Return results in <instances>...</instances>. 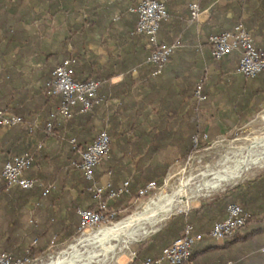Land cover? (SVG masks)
<instances>
[{"label": "crops", "instance_id": "crops-1", "mask_svg": "<svg viewBox=\"0 0 264 264\" xmlns=\"http://www.w3.org/2000/svg\"><path fill=\"white\" fill-rule=\"evenodd\" d=\"M192 1L194 0H171L167 3L168 24L158 34V39L169 45L174 44L176 48L170 55L163 75L154 77L150 73V67L144 63L145 56L140 58L141 64L135 62L134 54L137 53V49L125 41V34L129 28L124 26L123 20L117 18L121 9L135 7L139 0H21L15 8L8 0H0V24L6 23L4 28L0 25V50L6 43L2 37L3 32L11 36L14 32L20 31L22 33L19 36L20 40L17 43H11L13 49H18L21 47L20 44L27 41L26 46L34 52L33 56L27 60L18 61L16 67L12 65L6 67L0 63L1 75L4 76L7 71L6 75L12 73L11 78L17 73L21 74L20 78L11 81V78H6L7 76L1 77L0 87H40L43 78L40 77L41 69L39 68L43 67L41 61L44 56L58 52L62 48V42L73 36L74 29H78L76 34L83 31L82 15L85 17L86 14H90V22L96 27L92 32L85 33L83 42L78 47L66 43L64 49L71 53L80 50L86 56L94 57L98 70L111 73L107 82L98 88V93L105 102L91 123L86 124L76 115L70 126V132L55 128L50 133H46L48 134L46 137L42 128V131L30 136L33 142L38 141L41 136L44 137L43 146L46 148L47 155L37 156L34 164L25 173L27 178H38L43 181L36 177L37 173L52 174L55 168L67 158V151L71 144L70 133L75 134L78 143L84 145L89 141L85 133L88 126L93 123L94 132L100 130L102 123L107 121L118 104L142 102L146 110L154 109L156 112L160 107L159 103L169 102L175 105V118L178 120L176 127H178L179 117L183 118L186 111L193 107L197 108L193 97L189 101L186 99L193 90V85H188L183 79L188 75L193 76L192 82L194 81L195 84L198 79L204 77L202 94L205 100L201 103H207L196 112L198 124L205 125L204 130L215 135L209 144L230 134L232 130L239 128L264 108V98L256 110L258 102L254 100L255 97L264 96V73L256 75L253 79L241 76L236 72L237 59L225 60L216 65L211 61L209 45L211 34L230 30L234 25L241 24L251 34L255 45L259 44L264 49V12L254 16V9L262 1L264 3V0H250V2L247 0H198L200 13L198 20H192L190 17L189 5ZM252 4L255 8L251 7ZM112 14V17L117 20L110 25L109 19ZM12 54L13 52L9 53V55ZM122 59L125 64H120ZM245 98L248 100L244 102ZM32 101L40 104L37 98ZM242 104H245V107L240 109ZM32 115L34 120L40 123L45 117L43 109L36 110ZM153 118H156L154 113L149 115V119ZM148 130L149 128L145 126V131ZM1 133L3 132L0 131V140L3 136ZM201 141H208L206 134L202 135ZM3 155L5 156V152L0 145V171L4 163L1 162ZM137 161L138 158L129 161V166L133 167ZM32 173L34 177H30ZM110 179L111 173L107 171L99 181L110 183ZM46 181L50 183L52 194L47 199L41 194L38 198L29 200L25 204L23 215L19 218L17 216L18 220L14 221L15 223L12 221L14 217L5 216L3 206L6 203L0 200V248L12 246V242L11 248L19 247L28 240V234L34 229V224L39 223L46 227L48 239L52 227L68 225L70 202L78 200L77 190L72 187L73 184L69 180L61 188L58 187V181L61 184L62 179L60 181L58 178L51 177ZM123 183L118 186L120 187ZM59 188L62 191H59ZM79 202L81 206L76 209H86L87 202L83 199ZM11 203L17 205L16 200ZM33 244L34 241L31 245ZM263 249L264 212L258 220L247 224L237 235L225 239L222 243L208 236H202V240L194 246L196 257L193 264H207L203 258H198L200 255H208L212 260L209 264L220 261H223L222 264H264Z\"/></svg>", "mask_w": 264, "mask_h": 264}, {"label": "trees", "instance_id": "trees-1", "mask_svg": "<svg viewBox=\"0 0 264 264\" xmlns=\"http://www.w3.org/2000/svg\"><path fill=\"white\" fill-rule=\"evenodd\" d=\"M8 1L11 6L15 8L21 0ZM169 1L171 0H168V2ZM247 1L250 2V0ZM191 3L192 2H190V4ZM251 7L253 8L254 5L252 4ZM128 9L129 7L121 9L117 15V18H119L118 20H123L124 26L129 28L125 34V41L137 49V53L134 54L136 60L135 62L137 64H141L142 62L140 58H144V56L146 58L148 55V50L146 48L144 38L141 35L133 34L137 16L136 14L129 12ZM263 9L264 3L262 1L259 6L254 9V16L256 17L259 14L261 15L264 12ZM112 16L113 14L109 19L110 25L114 24V22L117 20ZM89 17L90 14H86L85 17L82 15L81 28L83 27V31H81L79 34H76L78 29H74L73 36L69 37L67 41L62 42V48L58 52L49 53L44 56L43 61H41L43 67L39 68L41 69L40 77L43 78L42 85L40 87H0V110L11 112L21 117L23 121L22 124L1 133L3 136L0 140V145H2L5 152V156L3 155L1 157L2 163L5 162L9 156L18 154L20 155L27 151L33 152L34 160L39 154L43 157L47 155L45 151L46 148H44V146L39 151H35L37 143H43L44 137L41 136L38 141L33 142V139L31 140L30 137L32 134H29L28 132V126L29 123H32L34 120V116L32 114L35 113L36 110L39 111L40 109H43V115L45 117L40 124V127L33 134L39 133V131H42V128L43 132H45L44 124L48 120L50 112L54 109L53 106L58 104V100L47 97L43 92V87L44 84L50 80L54 68L63 60L67 58L74 59L73 79L75 81L85 82L88 80H97L101 82V86L103 83L107 82L108 78H110L111 73L103 72L102 70H98L96 68L97 62L94 57L90 58L80 50L71 53L64 49L66 43L71 44L74 47H78L79 44L83 42L84 36L86 35L85 33L93 31L96 25L90 22ZM5 24L6 23L4 22L0 25H2V28H4ZM167 24V20L161 23L158 34L163 31ZM173 26L177 27L176 25ZM220 33H222V31L215 32L211 35ZM20 35H22L20 31L14 32L11 36L4 32L2 33V37L6 40L5 46L2 50H0V63L2 65L6 67L12 65L16 67L18 61H21L22 59L27 60L33 56V50L26 46L27 41L20 44L21 47L18 49H13L14 47L11 46V43H17L18 40H20ZM255 46L257 48L263 49V47L259 44ZM14 50L16 51L14 52ZM12 52L13 54L9 55V53ZM210 58L211 61L216 65L225 60L237 59L238 63L240 54L233 52L219 61L213 60L211 55ZM169 59L161 73L156 77H161L163 75L165 68L169 63ZM120 64H125L124 59L120 61ZM130 64L132 65V62ZM148 67H150V73H152L153 68L150 65H148ZM9 72L11 71L9 70ZM7 73H4V76H7L6 78L10 79L12 73H10L11 75H6ZM1 74L0 79L1 77H4ZM20 77L21 74L17 73L10 79V81ZM183 79L188 85H193L192 92L186 96V99L189 101L193 97L196 84L194 81L192 82V75H188ZM199 80L204 81V77H201L198 79V81ZM34 98L39 100V105L36 104V101H32ZM263 98L264 96L255 97V102H258L256 104L255 110L262 104L264 100ZM247 100L248 99L245 98L244 102ZM104 102L105 100L102 98V101L98 105L93 106L91 110L84 113H80L78 109H75L70 120H68L66 123H61L59 126H55L54 129H66L68 132H70V126L74 122L76 115H78V119H82L84 122H86V124L91 123ZM205 103L207 102L197 104L196 109L193 107L189 111L185 112L183 118L179 117L180 121L178 127H176L178 120L175 118V105H172L169 102L167 103L164 101L163 104L159 103L160 107L156 112L154 109L146 110L143 107L142 102H133V104L122 103L116 105L114 112L106 122L102 123L101 126V129L106 128L110 137V151L109 156L104 159V161L98 167L95 168L94 177L99 181L102 172L109 171L111 173L110 186L112 188L117 189L119 187L118 184L123 183L124 181H128L129 186L123 195L111 203V205H108V208L110 206L111 208H114L123 204H127L129 200L134 197L139 198L137 194L138 190L144 187L147 183L153 182L155 187L159 188L162 184V178L164 177L166 170L172 163L177 160L186 159L189 155L203 149L214 139V134H211V132L208 130H204L205 125L198 124L196 111L197 109L204 106ZM244 107L245 104L240 105V109ZM152 113L155 114L156 118L149 119V115ZM21 125H24V127H21ZM145 126L149 128L148 131H145ZM94 129L95 126L92 123L85 130L86 135L89 137V141L84 145L79 144L76 135H72L70 133L71 137L69 136V139L74 140V143L70 144L65 161L61 165L57 166L52 174H43L39 172L36 175V177H39L43 180L42 182L46 187H50V183H48L46 179H51V177L59 179V175H61L62 181L60 188L66 181L69 180V182L73 184L72 187L77 190L78 200H73L70 202L71 208H69L70 210L68 211V225L65 227L60 225L52 227L50 238L48 239L46 236V227H43L39 223L34 224V229L28 234V240H25L19 247L11 248L13 246L12 242V246L9 245L8 247L0 248L1 251L9 253L13 260L24 258L34 260L36 257H42L45 255L52 244H61L72 239L73 237H76L79 234V231L77 230L79 227V217L75 213L77 210L76 207L81 206L79 202L80 199H83L87 202L86 209L93 210L97 208V202L92 199L91 194L87 191L89 183L84 179L82 173L77 172L71 165L73 162L79 161V152L87 145L92 143L96 134L101 130L100 129L97 132H94ZM203 134H206V137L208 138L207 142L201 141ZM45 136L47 137L48 134ZM134 158H138V161L134 163L133 167H130L129 161L133 160ZM34 162L35 161H33L32 165ZM145 163H147V165H145ZM33 175V173L30 174V177ZM60 188L58 190L62 191ZM52 191L53 190L51 188L48 189V194L45 197L46 199L52 194ZM41 194L42 188L40 187H35L31 190H23L18 187L8 189L5 186L3 180L0 178V197L2 196L0 200H2V203H6L5 206H3L5 216H8L9 218L14 217V219H12L13 222H17V216L19 218L23 215L25 204L31 199L38 198L41 196ZM13 200L17 201V203H15L17 205H13L11 203ZM236 203L240 204L243 209L250 214L251 219L247 224L258 220L260 215H262L264 212V174L249 182H244L242 184L226 188L223 192L216 195L212 200L202 203L199 208L190 210L186 215L172 216L166 222L165 226L160 230V232L152 237L149 243L142 244L136 249L135 257L131 264H141L142 260L147 257H159L162 251L168 245H170L172 241L180 237L184 227L187 225L192 226L195 233L209 237V232L212 226L216 222L222 221L224 219L226 208L229 205ZM69 228L70 230H67ZM42 240H44V242ZM33 241L34 244L31 245ZM195 257L196 253L194 252L193 248L191 258L192 263ZM198 258H203L204 262L207 264L212 261L208 255H200ZM221 262L223 261H220L219 263L213 262L212 264H222Z\"/></svg>", "mask_w": 264, "mask_h": 264}, {"label": "built area", "instance_id": "built-area-1", "mask_svg": "<svg viewBox=\"0 0 264 264\" xmlns=\"http://www.w3.org/2000/svg\"><path fill=\"white\" fill-rule=\"evenodd\" d=\"M167 3L168 0H139L135 7L128 9L129 12L137 16L133 34L141 35L145 40L148 55L144 62L153 68L151 75L154 77L161 73L171 53L176 48L174 44L169 45L160 42L158 39L160 25L169 17ZM189 10L191 19L198 20L200 13L197 0L192 1ZM209 44L211 47L210 55L215 61H219L233 52L239 53L240 59L236 72L241 76L253 78L264 73V49L255 46L251 34L241 24H237L232 29L220 34L211 35ZM74 62L73 58L63 60L52 71L50 80L44 84V94L51 99L58 100V104L50 112L48 120L44 124L46 133H50L55 126L70 120L75 109L84 113L102 101V96L98 93L100 81L79 82L73 79ZM202 83L203 81L199 80L193 92V101L196 104L205 100V96L202 94ZM22 122L21 117L0 110L1 132L14 128ZM40 124L38 120L29 123V134H33L40 127ZM71 143H74V140H71ZM42 147L43 143H37L35 151H39ZM109 151L110 137L104 128L96 134L92 143L79 152V161L71 164L76 171L82 173L84 179L89 183L87 191L91 194L92 199L97 202L96 209L78 208L76 210L79 217L78 230L82 233L102 223L107 218L104 213L107 212L108 205L123 195L129 186V182L125 181L117 189H112L109 182L102 183L95 179V168L109 156ZM33 161L34 154L32 151L8 158L3 163L0 174L5 186L8 189L18 187L23 190L40 187L42 188V196H46L50 187H46L38 178L25 176ZM155 189V184L150 182L140 188L137 194L139 197H143ZM109 215L112 217L113 213L110 212ZM250 219V214L240 204H231L226 208L224 219L212 226L209 237L222 243L225 239L237 235ZM201 240L202 235L195 233L193 227L187 225L180 237L172 241L159 257H147L142 260L141 264H193L191 260L193 248ZM29 261V258L13 260L9 253L0 250V264H27Z\"/></svg>", "mask_w": 264, "mask_h": 264}, {"label": "bare ground", "instance_id": "bare-ground-1", "mask_svg": "<svg viewBox=\"0 0 264 264\" xmlns=\"http://www.w3.org/2000/svg\"><path fill=\"white\" fill-rule=\"evenodd\" d=\"M217 166L215 170H207L186 181L181 180L172 193L164 195L162 199L149 200L125 221L95 234L85 235L65 249L50 254L39 264H93L101 257V252L106 253L103 259L114 253L112 242L117 239L122 240L125 244L123 248L127 249L139 237L156 231L172 214L185 211L191 199L240 179L251 167L263 168L264 136L242 146L238 153L230 152Z\"/></svg>", "mask_w": 264, "mask_h": 264}, {"label": "rangeland", "instance_id": "rangeland-1", "mask_svg": "<svg viewBox=\"0 0 264 264\" xmlns=\"http://www.w3.org/2000/svg\"><path fill=\"white\" fill-rule=\"evenodd\" d=\"M264 136V108L254 117L247 120L243 125L239 128L232 130L230 134L220 137L211 144H208L203 149L198 152H195L189 155L184 160H177L170 165V167L166 170L164 177L162 178V184L159 188L149 192L147 195L139 198H132L129 200L127 204H123L119 207L111 208V206L107 209V212L104 213V216H107L105 220L98 224L96 227L85 231L84 233L80 232L76 237L61 243V244H52L50 248L47 250L45 255L42 257H36L34 260H30L27 264H39L43 259H46L50 254L56 253L62 249H65L70 244L76 242L80 238L88 234H95L99 232L101 229L112 227L118 223H121L131 217L134 213L142 208L144 204H146L149 200L152 199H162L164 195H168L172 193L177 184L183 180L186 181L191 177H195L200 175V173L205 172L207 170H215L218 166V162L227 158L230 152L235 153L239 152L240 148L244 145H248L252 141L257 138ZM238 148V150L233 151L232 149ZM106 172H102L100 178L104 176ZM264 174V167H251L248 171H246L243 176L233 181L232 183L224 184L220 187V189L211 191L209 193H203L198 196V198L191 199L189 201L188 207L183 212L174 213L169 216L164 222L158 226L157 230L153 233L145 236L139 237L136 241H133L132 244L126 249L123 248L125 244H123L122 240H114L112 246L115 248L114 255L109 254L106 259L102 257L105 256V252H101L98 259L94 261L93 264H130L134 260L136 249L142 245L147 244L151 241L152 237L155 236L159 228H163L166 222L172 217L176 215H186L190 210L197 209L200 207L202 203H206L212 200L216 195L223 192L228 187H233L238 185L244 181L252 180L260 175ZM99 178V179H100ZM62 176L59 175V180L61 181ZM58 187H60V183L58 181ZM111 205V204H109ZM190 205V206H189ZM110 212L113 213V216L110 217ZM119 216V217H117ZM161 228V229H162ZM160 232V231H159ZM118 247V248H117ZM117 252V253H116ZM98 262V263H97Z\"/></svg>", "mask_w": 264, "mask_h": 264}, {"label": "water", "instance_id": "water-1", "mask_svg": "<svg viewBox=\"0 0 264 264\" xmlns=\"http://www.w3.org/2000/svg\"><path fill=\"white\" fill-rule=\"evenodd\" d=\"M162 228V227H161ZM161 228H159V230L156 232V233H158L160 230H161Z\"/></svg>", "mask_w": 264, "mask_h": 264}]
</instances>
